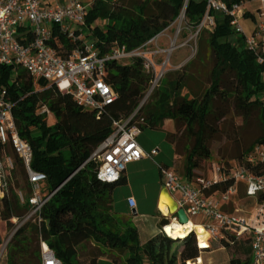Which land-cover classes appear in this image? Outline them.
<instances>
[{
	"label": "trees",
	"instance_id": "trees-1",
	"mask_svg": "<svg viewBox=\"0 0 264 264\" xmlns=\"http://www.w3.org/2000/svg\"><path fill=\"white\" fill-rule=\"evenodd\" d=\"M222 1L233 4L246 0ZM182 9L185 25L195 27L204 14L205 0H142L134 6L132 13L110 11L105 2L92 0L85 23L95 39V47L104 54L115 44L128 50L141 45L168 27ZM244 16L249 14L244 13ZM98 17L107 19L105 26L90 27L89 24ZM53 29L55 38L51 44L65 57L76 44L56 27ZM206 32L204 42L212 55L208 87L199 96L188 94L178 98L184 86L179 77L170 83L171 96L162 93L156 98L157 93L153 91L141 108V130L143 127H161L165 119L181 123L183 132L190 139L182 153L181 174L191 178L199 160L211 157L205 129L209 116L216 113L215 100L232 99L234 108L243 117L256 107L261 115V133L232 159L258 173L260 169L246 164L244 157L255 144L264 142L263 65L255 61L242 37L235 35L228 17L215 16L214 27ZM199 44L202 46L203 40ZM148 78L139 59L129 63L107 61L105 80L116 91L117 97L98 112L76 108L69 94L55 93L43 84L35 88L25 69L0 64V86H4L6 97L13 103L17 132L31 147L30 168L45 174L44 192L53 191L35 215V222L16 228L0 257V264H40L41 243L54 251L60 264H95L100 256H106L113 264H170L177 256L178 264H185L187 260L199 257L193 232L172 239L162 232V221L159 230L140 243L138 230L130 218L112 209L111 194L116 184L125 181L123 175L116 182H102L96 178L99 163L95 161L92 165L91 159L86 161L89 151L84 138L97 135L103 139L112 131L114 121L128 117L142 99ZM43 104L51 111V118L39 113ZM168 135L166 133L173 145ZM173 148L177 155L174 145ZM4 154L11 157L15 169L25 173L21 159L9 144L5 146ZM0 156L4 158L1 152ZM226 165L221 166L225 173L230 163ZM22 179L23 184L15 179L14 182L17 189L28 195L30 187L26 173ZM231 183L227 179L212 190L219 187L225 190ZM27 211V205L17 203L9 185L0 197V219L5 221L6 228L13 229L15 225L11 218L21 219ZM176 241L181 248L172 251ZM92 248L95 250L91 251ZM224 248L230 255L229 264H250L247 237L226 243Z\"/></svg>",
	"mask_w": 264,
	"mask_h": 264
},
{
	"label": "built area",
	"instance_id": "built-area-1",
	"mask_svg": "<svg viewBox=\"0 0 264 264\" xmlns=\"http://www.w3.org/2000/svg\"><path fill=\"white\" fill-rule=\"evenodd\" d=\"M86 1L0 0V64L25 69L35 88L43 84L55 93L69 94L76 108L99 112L117 97L116 91L105 80L107 61L129 63L139 59L142 70L149 77L145 93L128 117L113 122L112 131L101 139L97 149L86 160L93 159L99 163L96 178L102 182H116L122 177L128 163L142 158L152 159L159 170L163 189L176 206L184 210L188 219L208 234L213 249L224 248L226 243L231 244L234 240L247 237L250 264H264V142L255 144L244 157L246 164L260 169L258 173L233 160L227 173L222 171L221 166H213L211 178L195 177L188 180L181 178L174 168L157 162L154 157L158 149L145 151L137 140L143 123L141 108L164 74L163 68L156 69L157 57L166 54L165 65L169 54L178 45L171 44L168 49L158 47V33L131 50L115 44L106 53L100 54L85 23L88 12ZM251 1L227 4L222 0H205L204 14L195 27L188 26L193 33L184 44L192 49V45L196 46L199 34L214 27L215 16L228 17L235 35L242 37L244 46L253 52L255 61L263 65L261 77L264 81V0H259L260 5L250 14L251 30L246 33L241 25ZM179 15L184 16L183 9ZM53 27L76 44L65 57L51 44L55 38ZM12 106L4 86H0V152L4 156H0V197L7 191L3 165L8 172L14 168L11 157L4 154L5 146L9 144L22 161L30 187L28 195L22 189H15V199L18 204L27 205L30 215H36L53 191L42 192L46 176L30 168L31 147L17 132ZM262 108L264 111V95ZM39 113L52 117L45 104L40 106ZM227 179L232 183L225 190L221 187L212 190ZM237 185H241L245 197L255 203L247 215L234 214L228 210L230 196L236 191ZM126 202L131 210H136L132 196L127 197ZM11 219L15 220L14 217ZM161 230L165 233L163 225ZM165 235L170 237L167 233ZM194 237L198 252L211 250L210 247L200 248L197 234ZM39 255L40 264H60L54 251L44 243L40 244Z\"/></svg>",
	"mask_w": 264,
	"mask_h": 264
},
{
	"label": "rangeland",
	"instance_id": "rangeland-1",
	"mask_svg": "<svg viewBox=\"0 0 264 264\" xmlns=\"http://www.w3.org/2000/svg\"><path fill=\"white\" fill-rule=\"evenodd\" d=\"M91 1L87 0V11L91 9ZM105 2V6L109 7L110 11H120L124 13H132L135 5L142 0H101ZM103 5V4H102ZM260 5L259 0H253L247 6L248 17L242 18L241 25L246 33L251 30L250 14ZM149 8L152 5L149 4ZM107 19L98 17L92 21L90 27L99 26L104 27ZM193 32H190L188 26L185 25L184 16L179 15L168 27L162 30L157 36V46L162 49H168L171 44H176L178 47L169 54L168 61L163 65L166 59V54H162L156 59V69L163 68L164 74L158 85L154 90L157 93L155 96L158 98L162 93H167L171 96L170 83L171 81L180 78V82L184 84L180 91L178 98L184 95L199 96L205 88L209 85V72L212 66L211 50L205 44V38L207 32L202 31L196 40V46H190L184 44L190 39ZM203 40V45L200 46V41ZM192 44V41H190ZM153 47V46H152ZM149 99L144 101L145 105ZM217 107L216 113L213 116H209L206 121L205 139L208 143L211 157L209 159L199 160V166L193 171V177L186 178L181 174L182 167V153L185 146L190 144V139L183 132V125L179 122L171 119H165L161 127H143L138 137L140 146L146 151V148L155 147L161 153V157H154L159 163L165 164L175 171L183 179L192 180L195 177H202L209 179L213 175V166H227L226 163L233 161L234 154L239 153L245 147L251 143L256 136L261 133V115L258 108H252L249 113L243 117L239 115L233 106L232 99L229 100H215ZM51 118V117H50ZM166 133L169 139L172 140L177 155L175 157L174 148L172 143L167 139ZM100 138L97 135H87L84 138L86 149L89 151V156L97 149L100 143ZM3 161V159H2ZM95 160L91 159L90 163L94 165ZM80 167L83 164L79 165ZM84 167V166H83ZM82 167V168H83ZM3 169L6 172V185L7 189L9 185L14 192L17 189L14 179L19 184L24 183L22 176L25 173L20 169H13L7 171L3 165ZM124 182L118 183L113 188L112 197V209L119 215H125L130 218L131 223L137 228L139 234V242H145L151 237L156 229L159 228V222H165L168 220L161 217L157 211V207L153 203V196L157 189L162 186V180L159 170L155 162L150 158H143L137 162H130L126 165L123 172ZM42 192L44 190L42 189ZM133 194L138 201L139 210L136 214H133L131 209L125 206L127 194ZM255 206V203L251 199H247L244 195V191L241 185H237L236 191L231 194L228 210L234 214H249ZM173 216V215H171ZM11 219V223L15 226L13 229L8 230L6 228L5 221L0 219V235L2 242L0 243V257L6 249V245L11 239L14 231L17 227L29 223L35 222V215H30L29 210L23 215L21 219L14 217ZM198 220V218L196 219ZM181 248L179 242H175L172 245V251H177ZM95 249L92 248L91 251ZM201 258V264H229V252L225 248L218 247L213 250H205L199 252ZM246 257V256H245ZM95 264H113L106 257H99ZM170 264H178V257L175 256L171 259Z\"/></svg>",
	"mask_w": 264,
	"mask_h": 264
},
{
	"label": "bare ground",
	"instance_id": "bare-ground-1",
	"mask_svg": "<svg viewBox=\"0 0 264 264\" xmlns=\"http://www.w3.org/2000/svg\"><path fill=\"white\" fill-rule=\"evenodd\" d=\"M173 199L167 195L161 197L159 202V209L163 214H168L173 211ZM163 228L165 233H167L172 238H183L188 235L190 232L195 231L197 234V242L199 243L200 248L213 249V245L208 234L196 225L193 220L188 219L186 223H179L175 218L171 217L163 223ZM186 264H201L200 258H195L194 260H187Z\"/></svg>",
	"mask_w": 264,
	"mask_h": 264
},
{
	"label": "crops",
	"instance_id": "crops-1",
	"mask_svg": "<svg viewBox=\"0 0 264 264\" xmlns=\"http://www.w3.org/2000/svg\"><path fill=\"white\" fill-rule=\"evenodd\" d=\"M141 131H142V130H141ZM140 133H141V132H140ZM139 136H140V134L138 135V137H139ZM138 137H137V139H138ZM152 148H155V147L146 148V151H149V150H151ZM160 154H161V153H159V150H158V152H157V154L155 155V157L162 158ZM175 157H176V155H175ZM142 159H143V158H142ZM140 160H141V159H140ZM138 161H139V160H138ZM134 162H137V161H134ZM164 195L169 196V194L163 189V187L160 186V187L157 189V191H156V193L154 194V196H153V203H154V205L157 207V211H158V213H160L161 217H163V218H165V219H167L166 216H169V218H171V217L174 218V216L169 215V213H168V214H163V213L161 212V210L159 209V202H160V200H161V197L164 196ZM129 196H132V197L134 198V200H135V203H136V210H135V211L139 210L138 201H137V199L135 198V196H134L133 194L129 193V194H127L126 198L129 197ZM169 197H170V196H169ZM123 202H125V206L128 208V204H127V202H126V199H125ZM135 214H136V213H135ZM169 218H168V219H169ZM166 221H167V220H166ZM158 230H159V229L157 228L156 231H158ZM100 257L103 258V257H106V256H100ZM106 258H107V257H106ZM198 258H200V257H198ZM200 260H201V258H200Z\"/></svg>",
	"mask_w": 264,
	"mask_h": 264
},
{
	"label": "water",
	"instance_id": "water-1",
	"mask_svg": "<svg viewBox=\"0 0 264 264\" xmlns=\"http://www.w3.org/2000/svg\"><path fill=\"white\" fill-rule=\"evenodd\" d=\"M170 196V195H169ZM171 197V196H170ZM172 198V197H171ZM174 202V201H173ZM133 214L136 213L134 209L131 210ZM169 215H175L174 218L179 222V223H186L188 221V217L186 216L184 210L182 208H178L176 206V203L174 202L173 205V211L169 212ZM193 234H196L195 231H193ZM186 264V263H185Z\"/></svg>",
	"mask_w": 264,
	"mask_h": 264
}]
</instances>
